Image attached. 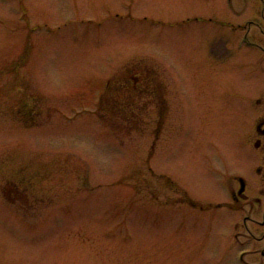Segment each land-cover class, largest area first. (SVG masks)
I'll return each mask as SVG.
<instances>
[{
	"label": "rangeland",
	"instance_id": "374dc122",
	"mask_svg": "<svg viewBox=\"0 0 264 264\" xmlns=\"http://www.w3.org/2000/svg\"><path fill=\"white\" fill-rule=\"evenodd\" d=\"M231 22V0H0V264H245L246 244L220 250L224 215L169 205L183 188L224 201L216 180L246 167L226 122L246 115L198 109ZM234 56L219 78L245 77L250 55ZM133 67L164 80L174 112L135 122L119 88Z\"/></svg>",
	"mask_w": 264,
	"mask_h": 264
},
{
	"label": "flooded vegetation",
	"instance_id": "af4514ba",
	"mask_svg": "<svg viewBox=\"0 0 264 264\" xmlns=\"http://www.w3.org/2000/svg\"><path fill=\"white\" fill-rule=\"evenodd\" d=\"M231 1L234 22L228 25L229 28L226 32L218 28L217 32L224 34L233 42L228 43L230 47L226 45L217 52L209 47L205 51L208 57L214 60V63L209 65L208 69L210 70L204 75L202 88L198 90L202 103L198 105V109L199 113L214 114L216 117L223 110H229L232 113L240 111L246 115L240 121L234 117L226 121L230 125L242 126V136H239L238 139L234 137L231 141L236 143L242 156L247 158L244 160L246 167L240 173L231 175L230 178L219 180L220 182L218 179L216 180V184H220L225 190L226 200L224 201H217V194L213 193L210 188L206 195L200 194L198 197L191 195L187 189L183 188L182 194L178 198L172 197L169 205H191L202 212L215 210V212H209L208 216L206 214L205 218L206 221L207 219L212 220V223L217 220L218 215H224V222L225 220L226 222L222 232H225L226 236H221L223 244H221L220 250L226 254L232 253L235 244L240 241L241 244H246L248 247L240 250L243 263L264 264V0ZM191 21L214 22L212 18L208 19L202 16L189 18L187 22ZM214 23L224 26L228 24L219 20ZM237 51H243L245 55H250L241 63L242 66L245 64L248 67H244L245 72L242 71L243 77L245 76L243 79L246 80L237 81L229 77L224 78L223 74L222 78H219L217 74L222 70L219 57L224 56L231 60L233 57L235 58L234 55ZM232 63L230 65L232 69L238 68V64L240 65L239 62ZM241 82H245L246 85ZM119 84L120 92L126 98L125 111L129 105L127 104L128 100L130 105L135 107L130 108V113L136 115V123H143L141 117L149 112L147 110L149 106L153 114L162 115L174 112V108L177 107V105H173L176 99L170 95L169 90L166 89L167 86H164V80L160 79L158 74L148 71L140 72L138 68L133 67L132 70L125 71ZM187 96L188 94L183 99ZM187 108V105L184 106L181 103V114H184ZM106 111L108 110L106 109ZM255 112L259 115L255 116ZM159 129L158 126L157 137ZM174 182L172 180L173 186ZM192 183L195 188L199 189L195 182ZM173 188L175 189V187ZM174 189L173 193H176ZM201 190H203L202 187L199 191L201 192ZM243 208H246L247 214L241 221L236 215L238 210ZM228 215L231 216L229 219ZM240 234L244 239L239 240ZM233 251L235 252L236 249ZM248 257L251 261H247Z\"/></svg>",
	"mask_w": 264,
	"mask_h": 264
}]
</instances>
